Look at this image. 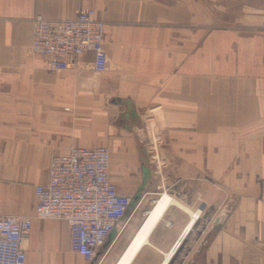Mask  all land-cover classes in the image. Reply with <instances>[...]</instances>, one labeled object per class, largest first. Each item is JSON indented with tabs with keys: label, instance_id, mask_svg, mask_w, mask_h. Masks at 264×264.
I'll return each mask as SVG.
<instances>
[{
	"label": "crops",
	"instance_id": "crops-1",
	"mask_svg": "<svg viewBox=\"0 0 264 264\" xmlns=\"http://www.w3.org/2000/svg\"><path fill=\"white\" fill-rule=\"evenodd\" d=\"M87 8L105 23L103 67L87 53L58 73L29 53L34 16ZM153 108L161 182L126 137L142 142ZM72 146L110 148L111 180L130 199L125 227L90 262L64 221L32 217L51 157ZM5 215L32 217L25 264H264V0H0Z\"/></svg>",
	"mask_w": 264,
	"mask_h": 264
},
{
	"label": "built area",
	"instance_id": "built-area-1",
	"mask_svg": "<svg viewBox=\"0 0 264 264\" xmlns=\"http://www.w3.org/2000/svg\"><path fill=\"white\" fill-rule=\"evenodd\" d=\"M31 25L29 53L43 57L49 70L64 72L87 53L95 54L97 68L103 67L106 29L94 9L80 10L70 19L36 15ZM151 154L152 160L159 157L155 148ZM34 195L32 217L64 221L72 250L86 261L96 258L112 230L125 227L122 217L130 199L110 180V151L106 146H72L65 154L52 156L47 182L35 186ZM32 217L0 216V264H25L21 238L30 231Z\"/></svg>",
	"mask_w": 264,
	"mask_h": 264
},
{
	"label": "rangeland",
	"instance_id": "rangeland-1",
	"mask_svg": "<svg viewBox=\"0 0 264 264\" xmlns=\"http://www.w3.org/2000/svg\"><path fill=\"white\" fill-rule=\"evenodd\" d=\"M160 122H162L161 109L160 108L159 109L153 108V109L149 110L143 116V120H142L143 124L138 126V128H140L139 131L142 130V132H141L143 134V136H141L143 138L142 142H139V139H138L139 137H136V134H134L133 131L129 132V133L133 134V136H131L129 134L126 135V137L137 140L136 144L138 146V149L139 150L141 149V152H142L141 156L139 157V160L141 159V161L144 163V165L146 164L145 162L149 163L148 166L149 167L151 166V168H153L155 175L157 177V180L159 182H161V179H162V172L161 171L167 163L166 162L167 159L165 157H163L162 153H161L164 144H163V137H162V132H161L162 128H161ZM152 148H155L159 153V157L156 159H153V160L151 159V156H150V155H152L151 154ZM109 151H110V175H111L110 180H111L112 179V166H113L114 159H113L112 150H110V148H109ZM157 167H158V169H157ZM111 181L114 183L113 180H111ZM117 190L121 195H124L120 189H117ZM157 192L159 194L156 195L154 197V199L148 200V202L146 204H144V206L142 207L141 215L145 216L144 220L146 219L147 215H150L152 213L151 211L154 208L156 202H158V200H160L164 194H167V193L161 192V190L157 191ZM143 194H145V192ZM160 206H162V205H160ZM134 208L136 210L137 206ZM134 208H132L131 211H129V212H132V210L135 211ZM144 220H143V222H144Z\"/></svg>",
	"mask_w": 264,
	"mask_h": 264
},
{
	"label": "bare ground",
	"instance_id": "bare-ground-1",
	"mask_svg": "<svg viewBox=\"0 0 264 264\" xmlns=\"http://www.w3.org/2000/svg\"><path fill=\"white\" fill-rule=\"evenodd\" d=\"M47 179H48V177H47ZM172 202L175 203V201H172ZM190 213H191L192 217H197L199 215V212H195V213L190 212Z\"/></svg>",
	"mask_w": 264,
	"mask_h": 264
},
{
	"label": "water",
	"instance_id": "water-1",
	"mask_svg": "<svg viewBox=\"0 0 264 264\" xmlns=\"http://www.w3.org/2000/svg\"><path fill=\"white\" fill-rule=\"evenodd\" d=\"M93 264V263H92Z\"/></svg>",
	"mask_w": 264,
	"mask_h": 264
}]
</instances>
